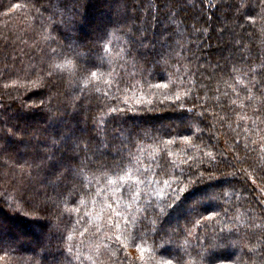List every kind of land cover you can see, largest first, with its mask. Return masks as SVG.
<instances>
[{"label":"trees","instance_id":"1","mask_svg":"<svg viewBox=\"0 0 264 264\" xmlns=\"http://www.w3.org/2000/svg\"><path fill=\"white\" fill-rule=\"evenodd\" d=\"M238 2L0 0V264H67L65 256L71 264H161L169 259L173 264H258L249 250L264 232V98L252 85L264 67V19L256 15L258 7L252 13L255 23L237 19L231 6ZM165 28L174 48L173 55H165L166 63L157 55L169 51L160 36ZM145 34L149 47L141 48L138 41ZM130 35L137 41L131 45ZM65 60L71 65L46 75L50 65ZM92 71L97 78L86 84ZM117 106L121 112L113 114L115 119L105 116L108 107ZM101 117L108 121L101 139L110 147L99 151L114 154L122 143L125 150L116 161L112 155L102 157L105 171L81 173L78 161H67L59 141L69 130L86 140ZM208 151L214 160L203 155ZM188 156L196 163H184ZM41 159L37 175L29 165ZM120 159L123 171L115 168ZM28 172L33 173L30 184L21 181ZM126 173L145 182H120ZM185 177L195 181L187 190L199 188L215 198L195 210L190 203L175 207L180 201L166 207L176 194L183 199L184 193L171 189L183 187L174 181L187 183ZM165 179L171 189L162 183ZM134 190L144 195L133 199ZM150 200L155 231L133 240L132 226L125 229L115 213L139 215L137 209ZM211 213L219 216L196 224ZM252 217L262 227H251ZM117 221L119 231L112 227ZM234 223L239 231L229 232ZM19 227L40 241L20 238ZM137 244L145 249L143 260ZM256 251L264 254V244Z\"/></svg>","mask_w":264,"mask_h":264},{"label":"snow or ice","instance_id":"2","mask_svg":"<svg viewBox=\"0 0 264 264\" xmlns=\"http://www.w3.org/2000/svg\"><path fill=\"white\" fill-rule=\"evenodd\" d=\"M167 2V0H166ZM172 3L178 4L179 0H172ZM208 7H213L212 4H208ZM231 7H234L235 12L238 14L237 15V19L240 18H244L246 20H248L250 23H255V17L252 15L253 12H255L256 8H259V12L256 13L257 16H259L261 19H264V0H255V5H253L252 0H239L238 3L232 5ZM48 9L46 8L45 11H47ZM55 15V13H54ZM153 19H155V16L153 17ZM65 24L68 23L67 20L63 21ZM137 31H140V29H137ZM145 33L147 32V29L143 30ZM197 31H199L197 29ZM170 32V29L165 28L164 32L160 33L161 36V40H162V47H167L168 48V53L161 55L159 53H157V55L160 56V59L163 60L165 63L167 62L165 60V55L167 56H171L174 54V48H173V42H172V36L168 35V33ZM206 32V30H205ZM45 39H48L49 37H44ZM148 37L147 35H141L138 43L139 46L141 48H148L149 44H145V40H147ZM129 42L130 45L132 42H137L136 41V37L135 36H129ZM176 44V47H180L181 49H183V45L180 44L178 41L174 42ZM153 48L155 47L154 45H151ZM52 53L56 54V50L52 49ZM129 56H131V52L128 53ZM135 59V58H133ZM71 61L70 60H65L63 63L61 64H55V65H50V71H48L46 73V75L48 76H52L53 71L55 69H60L63 68L65 65H71ZM95 66V65H94ZM5 70L7 71V66L5 67ZM253 71V70H250ZM133 77L135 76V73L132 74ZM256 75H259V79L252 85L253 88H255L259 93L260 96L262 98H264V91H261L262 88H264V67H262V70L257 73ZM97 78V72L92 71L90 72V77L86 76L85 78V83H91L92 80ZM255 78V77H254ZM42 79L41 77L37 78V82H39V80ZM123 81H119L116 84L117 90L119 89V83H122ZM109 84V87L112 86V82H106ZM128 87H133V85L129 84ZM164 87H167V85H164ZM235 91V89H233ZM244 90L246 92V99L251 101L254 99V96L252 94L251 89H249L246 85L244 86ZM96 92H99L100 89L96 88L95 89ZM189 92H186L184 95L185 96H189ZM103 96L107 97L108 93L104 92L102 94ZM226 95V94H225ZM175 99L176 100H180L181 99V95L178 93H174ZM113 99L115 100L116 98L113 97ZM197 99H199V97H197ZM232 103L234 104L235 101H232ZM261 105L262 107H264V99L261 100ZM101 110L103 111V107L101 108ZM121 112V109L117 106V107H108V111L105 113V116H112L113 119H115V116L113 114L119 113ZM201 115H203V113H201ZM195 119V118H193ZM241 119H243V117H241ZM108 121L104 118L101 117L100 120H96L94 121L92 128L89 132V135L87 137V139L85 140L83 136L80 137H76V132L74 130H69V133L67 135H64L62 137V139L59 141V143H62L64 145L65 148V157L67 159V161L72 162V163H76L78 161V163H76V167L78 169L79 172L83 173L85 170H91L93 168L97 169L98 171H105L106 169H108V166L102 161V157L105 155H112L113 160L116 161L117 157L120 156V153L122 151L125 150V146L122 143L120 148L116 149V152L113 154L111 152L108 153H101L99 151V149L101 147L104 148H109L110 146L105 142V140L101 139L102 135H106V125H107ZM189 127H192V125H190ZM9 133H11V129L8 130ZM83 131V130H82ZM14 134V133H13ZM120 135V132L116 133V137H118ZM131 136V133H129V137ZM73 137H76L74 143H69V141H71L73 139ZM183 139L187 142L188 141V137L185 136L183 137ZM58 142L56 140L53 141V145L55 146ZM95 145V147H94ZM245 148H247V145H245ZM172 153L169 152L168 156H171ZM204 156L208 157L210 160H214L215 157L213 156V153L211 151L205 152L203 153ZM188 161H192L193 164L196 163V160L191 157L188 156L187 160L184 161V163H188ZM200 163L202 164L203 161L201 160ZM43 165V159H41L40 164H33V165H29L30 168L35 167V169H37L36 174L38 175V170L42 167ZM173 166H175L173 164ZM189 167H191V165H189ZM115 168L119 171H123L124 170V164H123V159H120L118 162L115 163ZM68 171H71V168L68 169ZM33 173L32 172H28V173H22L21 176V181L24 182L26 181L28 184L31 183V177H32ZM196 173H193V176H195ZM200 175H203V173H200ZM61 176H63V174H61L60 176H56V180L59 181L61 179ZM66 178V177H65ZM249 178H251V174H249ZM125 180H134V183L136 185H138L139 183L145 182V181H140V180H135L130 173H126L125 175H121L119 177V181L120 182H124ZM185 180H187V183L184 182V180H177L174 181L178 184H183V187H180L178 189H171V183H169V181L167 179H165L164 181H162V183L164 184V186L166 188L171 189V191L173 193H184V197L183 199H181V197L176 194L174 196H172L171 198V202L167 203L165 206L168 208H173V204L175 201H180L179 204H175V207L179 208L181 205H183L184 203H190V206L193 210H195L197 207L202 206L203 201L205 199L207 200H212L215 197L210 196L209 193L207 191H202L199 188H193L190 191L187 190L189 188L190 185H192L193 183H195L194 180L192 179H188L187 177H185ZM109 183H113V181L109 180ZM160 181H157V183H159ZM149 184L151 182H148ZM253 183H255V181H253ZM24 195H27V191H25ZM24 195L21 196V199L24 198ZM37 195H39V193H37ZM142 195H144L143 193L139 192L138 190H134L132 192V198L133 199H139ZM158 195L163 196V193H158ZM45 196H47V194L45 193ZM197 197H199V199H197ZM50 199V197H49ZM261 203H264V201H261ZM109 208H111L112 206L109 205ZM155 210V206L152 203V201L150 200L148 202L147 205H145V207L143 208H138L137 209V213H139V215L133 214L132 216H122L120 212H116L115 216L120 217L123 222H124V226L125 229H127V227L129 225L132 226L133 228V232L129 233L130 236H132L133 240L142 238L140 236L141 233H146L148 230H152L155 231L154 225L156 224V220L152 218V215L149 214V210ZM164 208H160V213H163ZM254 211V209H253ZM223 213L225 216H227V209L223 210ZM261 215H264V210H262ZM219 216L218 213H211L208 216H201L200 220L196 221V224L199 225L201 221H211L215 218H217ZM240 216L237 214L235 216V220L239 221ZM252 223H251V227L253 228H258V227H262V225H257L255 224V217H252ZM112 220V217H109V221ZM229 220H233V217H229ZM112 227L116 228L117 231L120 230V223L119 221L115 222L112 224ZM233 229H235L236 231H239V228L236 227V224H233V228L229 229V232H231ZM189 235H191V233L189 232ZM197 239H199V237H196ZM256 239L258 240V245L253 248L250 249L249 251L253 254V255H257L258 256V264H264V254L262 253H258L256 251L257 248L260 247L261 244H264V232H262L259 236L256 237ZM115 241L120 242L121 241V236L120 235H116L115 236ZM125 248L127 247V244L123 245ZM137 249L141 252V260H143V253L145 251V249L143 247H141L139 244L136 245ZM72 249L69 248L68 249V253L69 255L71 254ZM114 255V254H113ZM65 261H67V264H71V260L68 258V256H65ZM76 259H79V257H76ZM89 259H91V257H89ZM61 264H63V262H61ZM161 264H173L172 260H166V261H162Z\"/></svg>","mask_w":264,"mask_h":264},{"label":"rangeland","instance_id":"3","mask_svg":"<svg viewBox=\"0 0 264 264\" xmlns=\"http://www.w3.org/2000/svg\"><path fill=\"white\" fill-rule=\"evenodd\" d=\"M101 14H99V13H97V15H96V19H95V21L94 22H97V21H99V16H100ZM96 23H93V25L89 28V30H92L91 32H93L94 31V28L97 26V25H95ZM154 43L155 44H157V41H154ZM0 222H2V218L0 217ZM176 224V223H175ZM19 229V231L20 232H18L19 233V235H20V238H22V239H26V240H32V241H40V239L37 237V238H35V237H33L32 235H30V233L28 232V231H26V232H24V230L22 229V228H18ZM49 231H50V228H49ZM17 239V238H16ZM16 239H13L12 238V240H14V241H16ZM18 240V239H17ZM42 241V240H41Z\"/></svg>","mask_w":264,"mask_h":264}]
</instances>
